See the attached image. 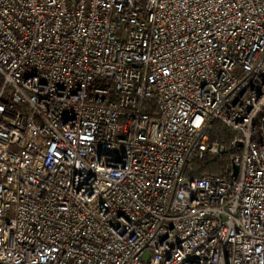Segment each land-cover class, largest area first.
<instances>
[{"label":"built area","instance_id":"2783aa9c","mask_svg":"<svg viewBox=\"0 0 264 264\" xmlns=\"http://www.w3.org/2000/svg\"><path fill=\"white\" fill-rule=\"evenodd\" d=\"M0 74V264H264V0H0Z\"/></svg>","mask_w":264,"mask_h":264},{"label":"trees","instance_id":"16d2710c","mask_svg":"<svg viewBox=\"0 0 264 264\" xmlns=\"http://www.w3.org/2000/svg\"><path fill=\"white\" fill-rule=\"evenodd\" d=\"M2 84H3V77L0 74V87L2 86ZM202 168H204L210 174H213V173H217L218 172V165L217 164H214V163H211V162L205 163L204 164V167H202ZM199 172H201V168H200V171Z\"/></svg>","mask_w":264,"mask_h":264},{"label":"water","instance_id":"95a60500","mask_svg":"<svg viewBox=\"0 0 264 264\" xmlns=\"http://www.w3.org/2000/svg\"><path fill=\"white\" fill-rule=\"evenodd\" d=\"M235 170H236V171H235V175H237V171H238V170H237V167H236V169H235Z\"/></svg>","mask_w":264,"mask_h":264}]
</instances>
